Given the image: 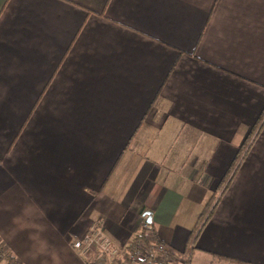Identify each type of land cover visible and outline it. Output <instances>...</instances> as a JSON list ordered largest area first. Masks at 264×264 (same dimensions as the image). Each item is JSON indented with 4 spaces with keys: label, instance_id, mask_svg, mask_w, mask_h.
Here are the masks:
<instances>
[{
    "label": "crops",
    "instance_id": "1",
    "mask_svg": "<svg viewBox=\"0 0 264 264\" xmlns=\"http://www.w3.org/2000/svg\"><path fill=\"white\" fill-rule=\"evenodd\" d=\"M263 112L264 0H0V241L85 264L149 213L169 264H264Z\"/></svg>",
    "mask_w": 264,
    "mask_h": 264
},
{
    "label": "built area",
    "instance_id": "2",
    "mask_svg": "<svg viewBox=\"0 0 264 264\" xmlns=\"http://www.w3.org/2000/svg\"><path fill=\"white\" fill-rule=\"evenodd\" d=\"M147 237L150 240V247L154 255L155 264H169L171 257L170 249L155 240L154 233L149 228V224L145 221L143 216L138 229L134 233V237L139 234ZM134 253H128L123 248L116 246L103 232L102 227L99 223H92L85 235L78 240L71 243L72 249L77 255L84 261L85 264H90L87 259L89 253H96L99 257H103L106 263L113 258H118L120 264H136V260L143 258L145 255V244L142 239L135 240ZM3 252V253H2ZM5 248L0 244V259H3Z\"/></svg>",
    "mask_w": 264,
    "mask_h": 264
},
{
    "label": "trees",
    "instance_id": "3",
    "mask_svg": "<svg viewBox=\"0 0 264 264\" xmlns=\"http://www.w3.org/2000/svg\"><path fill=\"white\" fill-rule=\"evenodd\" d=\"M263 120H264V112L260 116L258 124H260ZM251 137H253L252 132L248 135V138H246V140L244 141V145L241 146V148L239 150V153H238V157L236 158V160L232 164V167L230 168V171L228 172V175L230 174L231 171H234L233 168L236 166L238 161L242 159L243 155L245 154V152L247 150V147L250 146L251 141H252ZM224 183H225V181H224ZM211 210H212V208L208 211L207 216L210 215ZM196 231H197V229H196ZM194 235L195 234H193V233L191 234V236H190V240L191 241L194 240ZM137 237H138V239H142L143 240V243L145 244L146 248H145V255L143 256V258H141V260L137 259L136 260V264H155L154 263L155 262L154 261V255H153V252H152L151 247H150L149 239L147 237L143 236L142 233L139 234ZM137 237H134V234H133V238L131 240L132 246H135L134 244H135V240H136ZM12 260H13V258L11 256V254H9L6 251L4 253L3 259H0V263L3 262L4 264H14ZM98 261H99L100 264H104L105 263V259L103 257L99 258Z\"/></svg>",
    "mask_w": 264,
    "mask_h": 264
},
{
    "label": "rangeland",
    "instance_id": "4",
    "mask_svg": "<svg viewBox=\"0 0 264 264\" xmlns=\"http://www.w3.org/2000/svg\"><path fill=\"white\" fill-rule=\"evenodd\" d=\"M197 150H198V149H197ZM0 244H1V245L5 248V250L10 254V251H9L7 245L4 244V243H2L1 241H0ZM2 253H3V252H2ZM12 261H13L14 264H19L18 261H14V260H12ZM195 261H196V260L193 259L191 264H195ZM1 264H3V263H1Z\"/></svg>",
    "mask_w": 264,
    "mask_h": 264
},
{
    "label": "water",
    "instance_id": "5",
    "mask_svg": "<svg viewBox=\"0 0 264 264\" xmlns=\"http://www.w3.org/2000/svg\"><path fill=\"white\" fill-rule=\"evenodd\" d=\"M145 215H146V218H145V221H146V223H150V214L149 213H145Z\"/></svg>",
    "mask_w": 264,
    "mask_h": 264
}]
</instances>
